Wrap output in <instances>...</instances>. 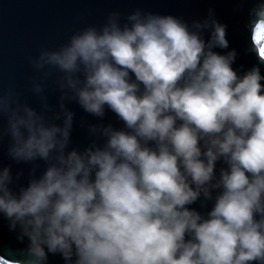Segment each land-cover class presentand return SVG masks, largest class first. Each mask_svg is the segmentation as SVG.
Listing matches in <instances>:
<instances>
[{"label":"clouds","instance_id":"obj_1","mask_svg":"<svg viewBox=\"0 0 264 264\" xmlns=\"http://www.w3.org/2000/svg\"><path fill=\"white\" fill-rule=\"evenodd\" d=\"M233 11L247 67L213 7L110 11L30 57L58 110L0 92V264H264V0Z\"/></svg>","mask_w":264,"mask_h":264},{"label":"water","instance_id":"obj_2","mask_svg":"<svg viewBox=\"0 0 264 264\" xmlns=\"http://www.w3.org/2000/svg\"><path fill=\"white\" fill-rule=\"evenodd\" d=\"M233 3L234 0H0V92L15 88L36 108L42 104L41 95H46L48 104L58 110L59 92L53 90L51 81L43 93L35 91L41 83L38 79L40 70L32 66L30 57L38 58L42 49L58 47L76 30L102 23L110 11L126 15L137 7L181 15L186 19L204 17L208 8L213 7L217 17L229 25L230 46L240 52L237 64L250 66L254 61L245 52L243 16L233 11ZM68 106L76 113L73 145L84 146L88 137L86 130L80 127V120H96L75 102ZM105 122L117 123L110 112ZM8 163L12 162L6 155L5 141L0 144V164ZM20 167L27 174L30 166L13 164L14 171ZM9 235L6 226L0 222V237L8 238ZM50 264H63V261L53 256Z\"/></svg>","mask_w":264,"mask_h":264}]
</instances>
